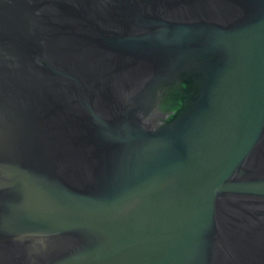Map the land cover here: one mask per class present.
I'll return each mask as SVG.
<instances>
[{
	"label": "water",
	"instance_id": "obj_1",
	"mask_svg": "<svg viewBox=\"0 0 264 264\" xmlns=\"http://www.w3.org/2000/svg\"><path fill=\"white\" fill-rule=\"evenodd\" d=\"M0 264H264V0H0Z\"/></svg>",
	"mask_w": 264,
	"mask_h": 264
}]
</instances>
